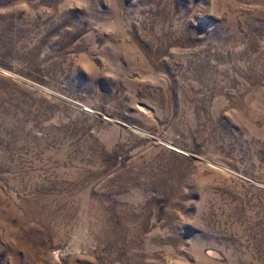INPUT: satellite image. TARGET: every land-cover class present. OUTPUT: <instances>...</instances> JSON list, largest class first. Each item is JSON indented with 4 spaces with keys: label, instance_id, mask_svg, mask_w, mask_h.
Instances as JSON below:
<instances>
[{
    "label": "rangeland",
    "instance_id": "rangeland-1",
    "mask_svg": "<svg viewBox=\"0 0 264 264\" xmlns=\"http://www.w3.org/2000/svg\"><path fill=\"white\" fill-rule=\"evenodd\" d=\"M84 4L0 0V264H264V0Z\"/></svg>",
    "mask_w": 264,
    "mask_h": 264
},
{
    "label": "clouds",
    "instance_id": "clouds-1",
    "mask_svg": "<svg viewBox=\"0 0 264 264\" xmlns=\"http://www.w3.org/2000/svg\"><path fill=\"white\" fill-rule=\"evenodd\" d=\"M76 2H77V4H78L81 8L86 7V5L84 4V0H76ZM102 31H103L104 33H107V34H112V33H114V31H115L114 22L105 25V26L103 27Z\"/></svg>",
    "mask_w": 264,
    "mask_h": 264
}]
</instances>
